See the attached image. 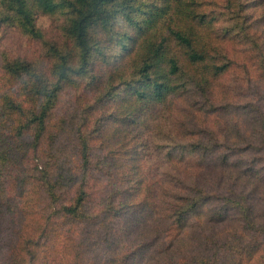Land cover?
<instances>
[{"label": "rangeland", "instance_id": "374dc122", "mask_svg": "<svg viewBox=\"0 0 264 264\" xmlns=\"http://www.w3.org/2000/svg\"><path fill=\"white\" fill-rule=\"evenodd\" d=\"M119 1L78 73L68 0H0V264H264V0Z\"/></svg>", "mask_w": 264, "mask_h": 264}, {"label": "trees", "instance_id": "16d2710c", "mask_svg": "<svg viewBox=\"0 0 264 264\" xmlns=\"http://www.w3.org/2000/svg\"><path fill=\"white\" fill-rule=\"evenodd\" d=\"M18 1V0H14ZM68 8L70 9V14H72V17L70 19L69 27H68V33L69 38L71 39V42L73 43V46L75 50L78 52V60L79 62L77 66V72L81 73L83 72L87 65L90 63V57L93 53V50L97 48L96 43H98V40L94 38L91 34L92 29L96 27L98 22H104L106 21V15H107V7L106 4L109 2V0H68ZM131 0H120L119 3L122 4L125 8L129 7ZM46 9L54 10L57 8L58 4L56 3H50L46 2L44 4ZM140 9H143L140 7ZM22 12L24 16H28L29 12L24 7V5H20L18 8V12ZM118 17V15H116ZM115 17V15L112 17V19ZM130 15L126 14L125 18L120 17L122 21L124 19H129ZM132 19L128 20V24L131 22ZM142 29V28H140ZM173 37H175L178 42L180 43H186L187 45L190 44L189 39L184 37V35L180 31H173L172 32ZM165 41L166 38L163 36L159 37V39L154 40L150 47H153L151 53L142 58L141 66L139 67L138 72L142 73L141 75V81L142 86L150 85L152 88V95L156 99H160L162 95L173 89V87H170L166 83L162 81H158L156 79H151L150 77V71L153 67H155L156 64L160 63L165 59V55L163 53V49L165 47ZM167 43V42H166ZM188 61H196V60H202V56L197 53H191L188 54ZM60 62H62L61 68L58 71V76L63 79L68 72L73 69L69 65V60L66 59L65 56H62L60 58ZM168 63L170 65L168 72L170 74H175L178 71V63L174 57H170L168 59ZM81 70V71H79ZM139 87L135 93L138 97H144V92L140 90ZM33 120L39 119L40 121L43 120V113H38L33 117Z\"/></svg>", "mask_w": 264, "mask_h": 264}]
</instances>
